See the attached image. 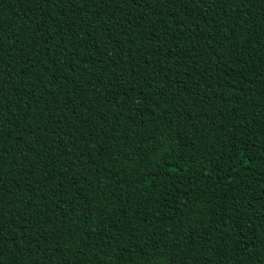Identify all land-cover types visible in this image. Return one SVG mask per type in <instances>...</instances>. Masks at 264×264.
<instances>
[{"label":"trees","instance_id":"16d2710c","mask_svg":"<svg viewBox=\"0 0 264 264\" xmlns=\"http://www.w3.org/2000/svg\"><path fill=\"white\" fill-rule=\"evenodd\" d=\"M0 264H264V0H0Z\"/></svg>","mask_w":264,"mask_h":264}]
</instances>
